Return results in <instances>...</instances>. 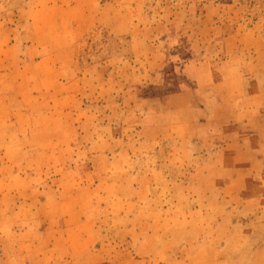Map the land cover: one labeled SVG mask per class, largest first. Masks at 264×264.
<instances>
[{
  "label": "rangeland",
  "instance_id": "374dc122",
  "mask_svg": "<svg viewBox=\"0 0 264 264\" xmlns=\"http://www.w3.org/2000/svg\"><path fill=\"white\" fill-rule=\"evenodd\" d=\"M232 65L264 104V0H0V264H197V171L170 157L200 143L150 127Z\"/></svg>",
  "mask_w": 264,
  "mask_h": 264
},
{
  "label": "crops",
  "instance_id": "0c3cea01",
  "mask_svg": "<svg viewBox=\"0 0 264 264\" xmlns=\"http://www.w3.org/2000/svg\"><path fill=\"white\" fill-rule=\"evenodd\" d=\"M235 68L236 65L228 67L227 74L218 78L212 67H200L199 88L212 89L213 92L207 90L212 98L192 104L184 92L160 97L157 102L169 115L164 122L150 127L152 138L200 143L192 148L176 146L170 157L174 166L197 171L198 193L192 191L196 182L190 186L184 181L177 198L199 200L208 215L190 245L203 249V258L190 259L191 263L250 264L258 262L264 251V104L249 88V70L238 82V75L233 74ZM238 85L246 88L245 93L238 91ZM242 200L246 211L221 212L228 202ZM254 204L260 206L261 212L245 224L243 216H249ZM257 253L259 256L251 260Z\"/></svg>",
  "mask_w": 264,
  "mask_h": 264
}]
</instances>
